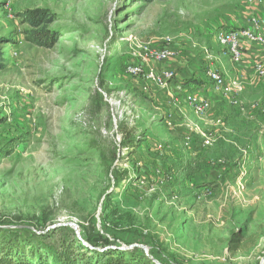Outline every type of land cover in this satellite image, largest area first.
Returning <instances> with one entry per match:
<instances>
[{"label":"rangeland","instance_id":"obj_1","mask_svg":"<svg viewBox=\"0 0 264 264\" xmlns=\"http://www.w3.org/2000/svg\"><path fill=\"white\" fill-rule=\"evenodd\" d=\"M246 3L0 0V227L69 226L88 247H138L159 264H264V101L203 131L220 139L198 159L158 109L165 88L126 74L146 48L202 59L219 32L244 28ZM29 9L54 17L52 48L31 40ZM225 99L240 109L239 92Z\"/></svg>","mask_w":264,"mask_h":264},{"label":"crops","instance_id":"obj_2","mask_svg":"<svg viewBox=\"0 0 264 264\" xmlns=\"http://www.w3.org/2000/svg\"><path fill=\"white\" fill-rule=\"evenodd\" d=\"M245 7L246 14L243 18L237 19V26H249L246 18L249 20L252 15L264 17V0H247ZM241 45L243 57L239 62H234L227 50L220 47L217 41L213 40L212 42L208 41V47L199 49L203 56L202 59L188 57L191 60L189 62L185 57L186 55H182L156 64L155 68L158 72L170 70L176 73V78L165 89H162L158 95H155L154 100L160 105L158 109L168 114L172 129L180 134L188 133L191 135L190 144L186 148L188 157L202 158V153H206L209 149L203 145L201 132L213 128L229 130L228 127L231 126V122L234 120L231 114L235 116L237 114L244 115V119L245 116L249 118L246 114L252 115L255 113L259 115V112L253 106L257 103L255 101L257 99L264 101V79L255 75L253 65L255 62L264 64V48L259 44L248 41H242ZM184 50L185 48L179 47V51ZM207 55L211 56V60H208ZM205 67L219 71L231 82L237 81L239 83L240 109L231 107L225 97L219 91H216L213 83L206 76ZM151 84L156 86L153 83ZM192 93L210 102V109L202 117H196L187 105L186 98ZM220 123L221 125H218ZM234 136L235 133L226 132L225 138L219 144L220 148H223L220 150L223 151L222 154L228 155L229 152H233L230 149V143Z\"/></svg>","mask_w":264,"mask_h":264},{"label":"trees","instance_id":"obj_3","mask_svg":"<svg viewBox=\"0 0 264 264\" xmlns=\"http://www.w3.org/2000/svg\"><path fill=\"white\" fill-rule=\"evenodd\" d=\"M20 17L33 28L31 40L52 48L57 34L47 30L54 21L49 11L24 10ZM4 68L0 53V71ZM128 142L130 140L125 139L124 146H130ZM88 241L92 248L86 246L69 226L31 236L17 234L13 228L0 227V264H157L151 255L138 247L122 249L107 242L101 245L102 250H98L92 239Z\"/></svg>","mask_w":264,"mask_h":264},{"label":"built area","instance_id":"obj_4","mask_svg":"<svg viewBox=\"0 0 264 264\" xmlns=\"http://www.w3.org/2000/svg\"><path fill=\"white\" fill-rule=\"evenodd\" d=\"M218 44L227 50L231 58L235 62H239L243 57L242 41L256 43L264 48V17H252L249 26L237 30H225L218 33ZM176 52L173 48L165 47L159 50H151L146 48L144 53L140 55V63H130L126 67V74L131 78L142 77L145 81L153 83L156 86L166 88L168 84L176 78V73L170 70L158 72L151 62L163 63L176 58ZM137 58V54H134ZM257 75L264 77V64L255 67ZM207 78L213 83L215 89L224 97L229 99L233 105H238L237 94L240 86L238 82L228 83L225 77L217 70L209 69L206 72ZM187 105L190 107L194 115L198 117L204 116L210 109V102L201 96L189 95L186 99ZM203 136L204 147H212L220 139L213 132H201ZM191 141V135L188 134L187 142ZM205 194H210L207 190ZM134 247H130L131 249ZM155 263L159 264L154 260Z\"/></svg>","mask_w":264,"mask_h":264}]
</instances>
